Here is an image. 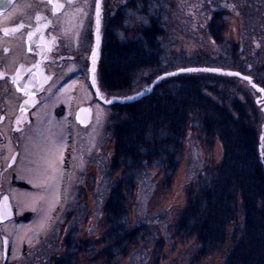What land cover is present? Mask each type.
<instances>
[{
  "label": "trees",
  "instance_id": "trees-1",
  "mask_svg": "<svg viewBox=\"0 0 264 264\" xmlns=\"http://www.w3.org/2000/svg\"><path fill=\"white\" fill-rule=\"evenodd\" d=\"M157 3L160 0H126L115 9L111 3V34H104L97 68L100 90L112 98H129L155 85L140 98L110 105L114 154L109 174L115 177L110 179L102 208L105 232L93 242H76L69 233L66 251L55 264H79L82 254L93 252L97 261L116 264L117 257L128 255L151 235L148 223L130 227L129 200L149 170L159 168L164 179L173 178L188 131L197 132L210 147L216 140L221 142L223 157L187 188L173 238L194 240L198 250L191 264H197L224 247L229 226L241 217L239 236L225 264H264V114L257 102L247 100L246 89L235 85L234 79L240 77L197 69L203 62L224 65L250 76L264 89V59L240 58L235 44L221 54L202 57L168 52L165 14ZM128 13L144 15L150 23H140L132 34L135 39L120 43L114 29L124 27ZM228 16V9H217L205 25L219 47L225 46ZM252 46L255 43L248 48ZM141 84L145 88L137 90ZM163 247L164 241L157 240L155 258Z\"/></svg>",
  "mask_w": 264,
  "mask_h": 264
},
{
  "label": "rangeland",
  "instance_id": "rangeland-1",
  "mask_svg": "<svg viewBox=\"0 0 264 264\" xmlns=\"http://www.w3.org/2000/svg\"><path fill=\"white\" fill-rule=\"evenodd\" d=\"M112 2L115 9L125 0ZM156 8L165 14L168 34L164 42L170 53L185 56L198 53L200 57L218 55L235 44L240 58L249 61L264 59V0H160ZM217 9L229 11L225 22L224 47L216 45L205 30V25ZM126 20H134V16L128 13L124 22ZM139 24L125 29L132 35ZM253 43L256 46L248 48ZM208 68L231 70L213 62H203L197 69ZM74 82L62 99L65 103L62 115V186L51 189L53 198L45 202L47 205L35 206L42 212L24 228L31 231L28 240L32 239L35 245L39 242L42 247L35 253L34 264H55L62 258L66 251L64 241L69 233L75 235L76 242H93L105 232L102 208L112 181L110 179L115 177L109 174L114 154V141L109 130L112 107L92 101L94 113L91 123H78L75 113L81 99L79 91H71ZM234 82L236 86L246 89L247 100L257 102L258 111L264 114V99L260 93L245 80L235 78ZM141 87L145 88L143 84L136 86L137 90ZM58 151L59 148L55 147L51 155L57 157ZM222 157L221 142L216 140L210 147L199 139L197 132L188 131L182 162L173 178L166 180L159 168L151 169L134 187L128 204L130 227L148 223L151 235L133 246L128 255L117 257L114 262L155 264L157 259L158 264H191L198 246L192 239L181 242L173 238L174 224L186 204L189 185L196 182L207 167L217 166ZM49 171V168L44 169L45 176H50ZM45 176L44 181H47ZM36 192L41 195L45 193L42 190ZM240 223L241 217L229 226L223 248L197 264H225L239 236ZM159 239L164 241V247L155 258L154 249ZM94 256V252L82 254L79 264H103Z\"/></svg>",
  "mask_w": 264,
  "mask_h": 264
},
{
  "label": "flooded vegetation",
  "instance_id": "flooded-vegetation-1",
  "mask_svg": "<svg viewBox=\"0 0 264 264\" xmlns=\"http://www.w3.org/2000/svg\"><path fill=\"white\" fill-rule=\"evenodd\" d=\"M97 2L0 0V264H34L42 248L24 228L42 212L35 206L62 186V99L70 84L80 92L78 123L81 106L91 108L92 121V101L104 104L98 92L111 99L100 90L97 68L113 2L101 0L96 60Z\"/></svg>",
  "mask_w": 264,
  "mask_h": 264
},
{
  "label": "water",
  "instance_id": "water-1",
  "mask_svg": "<svg viewBox=\"0 0 264 264\" xmlns=\"http://www.w3.org/2000/svg\"><path fill=\"white\" fill-rule=\"evenodd\" d=\"M101 5V0H99V7ZM99 22H100V16H99ZM99 30V23H98V29H97V33H96V36H97V39L95 41V46H94V54H95V59L97 60L99 55H98V49L100 47V43H101V38H100V34L98 32ZM188 70H191V69H182L180 71H188ZM207 70H213L217 73H222V74H228V75H234V76H237V77H240L241 79H244L246 81H248L250 83L251 86H253L256 90L260 91L261 93V98L264 99V89L257 85L256 83L253 82L252 78L248 75H245L243 73H240L238 71H227V70H222V69H217V68H208ZM162 77H159L156 82L158 80H160ZM155 85V82L150 86L149 90L146 91V92H143V93H140L138 95H135L133 97H129V98H121V97H113L111 98L110 100H106L104 98H102L101 94L98 92V96L100 98V100L106 104V105H111L115 102H120V103H123L127 100H135L137 98H140L146 94H148L149 92H151V90L153 89ZM91 116H92V110L91 108H89L88 106H81L78 111H77V119L84 125H87L90 123L91 121Z\"/></svg>",
  "mask_w": 264,
  "mask_h": 264
},
{
  "label": "clouds",
  "instance_id": "clouds-1",
  "mask_svg": "<svg viewBox=\"0 0 264 264\" xmlns=\"http://www.w3.org/2000/svg\"><path fill=\"white\" fill-rule=\"evenodd\" d=\"M130 15L134 16V20H126L124 22L125 27H117L114 29L116 39L120 43H127L129 39H135V37L132 36L130 32L126 31L125 28L134 27L138 23H142L145 26L150 23V20L144 15H136L134 13H130Z\"/></svg>",
  "mask_w": 264,
  "mask_h": 264
},
{
  "label": "snow or ice",
  "instance_id": "snow-or-ice-1",
  "mask_svg": "<svg viewBox=\"0 0 264 264\" xmlns=\"http://www.w3.org/2000/svg\"><path fill=\"white\" fill-rule=\"evenodd\" d=\"M99 6H98V2H97V23H99ZM95 58V56L93 55V59Z\"/></svg>",
  "mask_w": 264,
  "mask_h": 264
}]
</instances>
